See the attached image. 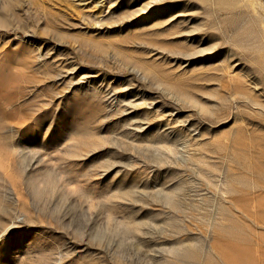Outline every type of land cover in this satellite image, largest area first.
Listing matches in <instances>:
<instances>
[{"label": "rangeland", "instance_id": "374dc122", "mask_svg": "<svg viewBox=\"0 0 264 264\" xmlns=\"http://www.w3.org/2000/svg\"><path fill=\"white\" fill-rule=\"evenodd\" d=\"M0 264H264V0H0Z\"/></svg>", "mask_w": 264, "mask_h": 264}]
</instances>
